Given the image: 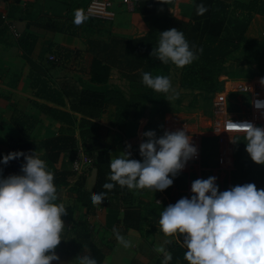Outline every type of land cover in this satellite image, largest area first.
I'll return each instance as SVG.
<instances>
[{"label": "trees", "instance_id": "trees-1", "mask_svg": "<svg viewBox=\"0 0 264 264\" xmlns=\"http://www.w3.org/2000/svg\"><path fill=\"white\" fill-rule=\"evenodd\" d=\"M73 1L76 2L72 3ZM0 2L4 6V11H0V37L2 39L15 21L25 22L29 26L11 41L21 53L32 57L40 39L44 37L45 40L38 55L40 62H47L57 67L61 66L62 62L75 59L78 55H80L78 58L83 60L81 53L62 47L52 39H46L53 38L57 34L75 36V32L70 31L74 25L68 22L76 14H83L86 9V6H81L79 0H0ZM161 3L162 0H140L135 8V12L145 16L152 24V33L138 39L116 40L112 44L114 49L119 51L118 46L122 43L126 48V53H130V59L137 61V65L145 66L153 73L162 72L165 76L169 74L167 72L170 71L172 63H163L152 56L153 48L158 46L160 33L163 30L177 28L182 31L190 47L196 50L203 49L202 53H198V59L186 66L180 83L183 89L217 91L216 77L221 64L242 47L247 48L249 44H258L257 41L247 37V32L256 16L264 17V0H195L192 16L194 25L185 24L166 14H160ZM201 3L205 5L207 11L203 15H198L196 5ZM82 18L92 23L90 29L93 35L100 33V29L97 30L96 27L102 28L103 25H109L105 20L88 19L84 14ZM3 42L10 43L7 38ZM110 44L108 47L111 46ZM48 55L53 58L51 61L46 58ZM79 60H74V62ZM119 60H123L119 53L118 55L114 53L104 59L98 55L93 56L88 62V74L93 86H89L78 94L65 87H56L48 76L38 71H31L30 89L36 100L29 101L30 106L27 108L20 109L19 102L9 106L10 122L18 130L20 136H11L0 125V146L7 148L4 155L0 153V160L10 152L19 151L25 154L37 152L42 159L48 162V167L55 174L57 203L62 200V191L67 189L69 203L65 205L66 215L62 218V223L68 241L83 249L82 255L95 258L97 264L105 262L108 253L103 248L107 247L108 243L104 245L97 243L95 227L90 222L89 215L95 216L98 211L105 208H114L122 212L116 226L107 232L111 233L115 240L117 232L126 238L141 234L144 231L145 221L160 218L163 208L175 204L180 196L174 189V181L177 177L174 178L172 186L163 191L167 195V200L162 203L142 201L137 203L132 190L126 186L121 187L117 184L112 190L103 187L106 182H111L108 179L110 167L109 164L101 163L96 159V153L104 142L105 133L104 128L94 120L100 119L106 107L114 103L117 105L118 118L112 126L122 131L127 139H132L137 136L139 122L136 118L131 120V115L138 116V113L144 112L147 108L146 102H156V91L146 85L138 94L141 104L132 105L131 101L123 102V93L110 87L112 65ZM67 100L70 102L69 105ZM77 115L82 117L79 119ZM46 120L55 122L61 128L67 126V132L62 133L61 131L58 136L47 139L42 135H37L38 128L43 126ZM77 131L86 155L91 160L92 168L96 171V182L92 191L85 187L86 171L71 184V179L77 175L74 169L79 157ZM35 136L40 140L38 145L33 141ZM237 140L240 145L238 144L235 156L236 170L233 172L236 182L239 185L253 183L258 189H264V165H258L250 160L248 154L243 156L246 147L245 137H237ZM107 148H109L108 145L103 149ZM134 152L139 155L137 150ZM24 163V157H20L10 161L7 165L0 164V170H2L0 177L20 175ZM98 192L106 193L105 199L102 204L93 205L91 196ZM78 204H84L88 213L80 215L76 210ZM66 245L67 242L62 239L56 250L69 256L76 255L77 258L82 256L61 248ZM165 247L173 257L170 264H187L184 259L185 249L182 245L170 241ZM108 250L111 251V249ZM162 260L163 258H160L157 264H161Z\"/></svg>", "mask_w": 264, "mask_h": 264}, {"label": "clouds", "instance_id": "clouds-1", "mask_svg": "<svg viewBox=\"0 0 264 264\" xmlns=\"http://www.w3.org/2000/svg\"><path fill=\"white\" fill-rule=\"evenodd\" d=\"M196 11L203 15L207 8L201 3L196 5ZM202 52V48L190 47L182 31L171 28L160 33L152 56L184 67ZM142 82L156 92L173 90L171 80L164 75L143 72ZM260 83L264 85V78ZM254 106L264 109V100L257 99ZM231 124L245 134L251 160L264 165V127L251 122ZM143 135L146 139L139 146L142 159L131 158L130 151L112 158L108 176L111 182L103 185L105 189L112 190L118 184L129 190L164 191L172 186L187 162L197 156L192 137L185 130L165 131L159 138L154 131ZM20 157L25 160L22 174L0 177V264H60L54 251L62 240L66 212L65 204L57 203L55 174L37 152H10L0 164L7 165ZM191 193V198L183 197L163 208L159 220L160 231L175 237L185 249L187 264H264V189L247 183L220 191L216 177H208L196 179ZM105 195L93 194L91 203L102 204ZM115 235L124 248L132 246L131 240L119 232ZM156 251L163 254L161 264H170L173 257L165 245ZM75 261L97 264L90 255Z\"/></svg>", "mask_w": 264, "mask_h": 264}, {"label": "rangeland", "instance_id": "rangeland-1", "mask_svg": "<svg viewBox=\"0 0 264 264\" xmlns=\"http://www.w3.org/2000/svg\"><path fill=\"white\" fill-rule=\"evenodd\" d=\"M92 1L94 0H79L81 6H86L83 14L88 19H100L87 15ZM75 2L73 1L72 3ZM83 14H76L68 22L70 25H74L70 31L75 32V36H68L84 39L86 43L84 50L75 48L72 51L87 53L88 62L96 53H102V58L104 57L103 53H126V48L122 43L118 46L119 51L114 49L112 43L116 39H114L112 34L110 22L108 26L103 25L102 28L96 27L97 30L100 29V33L93 35L94 33L90 29L92 23L90 24L89 21L83 20ZM28 27L27 23L15 21L10 25V30L6 31L3 38H7L11 43L14 38L28 29ZM247 37L257 41L258 44H249L247 48L245 46L242 47L233 53L225 63L221 64L216 77L217 91L209 92L199 89H183L180 83L185 74L186 66L177 67L172 63L171 73L166 75L171 80L173 90L165 94L156 92L161 95L158 98L156 97L155 101L157 103L147 105V108L144 110L146 116L141 120V123L145 126L148 125L146 121H149L150 125L147 126V129L149 127L150 129L148 130L154 131L157 138L162 136L165 131L185 130L186 134L192 137V144L197 148V156L187 162L185 168L176 176L177 180L174 181V189L180 195L179 199L183 197L191 198V185L196 179L216 177L220 191L239 185L236 182V177L233 175V172L236 170L235 156L240 145L237 137H245V134L238 131L231 122L237 124L251 122L256 126L264 127V109H255L254 106V102L257 99L264 100V85L260 83L261 79L264 78L263 16L258 15L254 18L248 29ZM44 40L45 38L42 37L39 43L42 44ZM109 44L111 48L108 47ZM2 47H6V44H3ZM78 56H75V59H70V61L62 62L61 66L76 65L77 63L74 60L79 59V63L82 64L84 61H81L82 59L80 57L78 58ZM46 58L48 61L53 59L50 55ZM7 59L9 63L14 64L10 61V58ZM125 65L134 68L135 62L128 60ZM44 68L46 69V67ZM142 71L144 72V70ZM140 76L142 77V74ZM119 80L122 79L116 74L115 81L117 82ZM121 82L120 85L124 87V91L129 96L128 98H131L130 95L139 91L138 88L132 89L134 87L132 81L129 82L127 80ZM244 88L248 89L249 92L244 91ZM147 90L149 89L147 88ZM24 106H20L21 108H19L22 109ZM10 131H12L15 137L20 136L18 131L13 129V127ZM41 132L42 130L40 131L39 129L36 134L40 135ZM33 141L38 145L40 140L35 136ZM6 149V146H0V153L4 155ZM243 153V156L248 154L246 147ZM78 154L80 157H78L80 166L76 176L84 173L90 167V159H88L84 147L79 148ZM81 154L83 155L81 156ZM46 163L48 164L47 161ZM72 181L73 179H71V184L74 182ZM165 196L167 198L166 194ZM61 197V202L67 205L69 203L67 189L62 191ZM155 197L156 195L152 194L149 200H154ZM158 202L159 199L157 200ZM78 206L80 205L78 204L76 206V210ZM95 216L89 215L90 218ZM159 220L160 218L148 219L147 222H144V231L141 234L126 237V239L132 242L130 248H124L120 245L112 234L107 232L109 231L108 229H98L96 226L99 225H96L95 238L97 243L99 245L108 243L107 247L104 246L103 248L108 253L103 264H157V261L163 258V254L156 251L158 246L166 245L165 241L180 244L175 237L165 236L160 231ZM61 238L67 242L66 246L61 247L65 251L78 253L79 255L83 254V249L68 241L69 239L65 229ZM179 239L182 242L183 236H180ZM108 249H111V251ZM54 255L60 261V264H77V261H75L77 259L75 257L76 255L69 256L58 250L54 251Z\"/></svg>", "mask_w": 264, "mask_h": 264}, {"label": "crops", "instance_id": "crops-1", "mask_svg": "<svg viewBox=\"0 0 264 264\" xmlns=\"http://www.w3.org/2000/svg\"><path fill=\"white\" fill-rule=\"evenodd\" d=\"M109 1V0H106ZM114 3V11L116 13L115 18L113 20H106L108 23L110 22L112 28V34L116 40H130V39H138L148 36L152 33V24L147 20L145 16L133 11L131 12L125 6L120 3V0H110ZM194 4L195 0H162L161 7L159 8L160 14H166L167 16L176 18L178 21L183 22L185 24L194 25V20L192 18L194 12ZM0 11H4V6L0 2ZM25 23V22H24ZM165 30H169L168 28ZM163 30V31H165ZM185 35V34H184ZM52 39L58 45L68 48V49H79L84 50L86 43L84 39L81 38H72L66 34H57L53 38H46ZM4 38L0 37V125L5 128V131L8 132L11 136H14L12 131L13 129L17 130L10 122V113H9V106L12 103L19 102L20 106H30L29 101L36 100L33 95L32 90L30 89V79L29 75L31 71H38L39 73L43 74L44 76H48L54 86L56 87H65L68 90L78 94L80 91L88 88L89 86H93L90 83V76L88 74V61H87V53H81L84 61L79 63L80 61H76V65L72 66H49L50 64H46V62H40L38 60L39 52L42 48L43 43H38L36 47V51L32 57H27L23 53L19 51L17 46L14 43H5L3 42ZM3 44H6V47H2ZM7 51V52H6ZM14 52V53H13ZM104 58L108 56L114 55V53H103ZM118 53H115V55ZM121 54V58L123 60H119L114 62L112 65V75L110 79V87L112 89L120 90L123 93V102L131 101L132 105L141 104V99L139 98V92L142 91L141 88L144 86L142 82V70L144 72H150L145 66L137 65V61L135 62V67H127L125 63L128 60H131L130 53H119ZM99 56L102 58V53H96L94 56ZM12 56V57H11ZM93 57V56H92ZM14 64L8 62V59ZM80 65V66H79ZM173 64L170 66V71L167 73H171ZM46 67V69L44 68ZM166 73V72H165ZM116 74L119 75V78L122 80L115 81ZM153 76L159 74L161 75L162 72H151ZM132 81L134 84L133 90L138 88L139 91L130 95L131 98L124 91V87L120 84L121 81ZM145 94V93H144ZM138 95V96H136ZM142 95V94H141ZM161 96L159 93L155 94V97ZM72 99H70L71 101ZM41 103H45L44 101L38 100ZM68 105L70 104L69 100H67ZM157 102L148 101L146 104L149 106L150 104H155ZM52 105L51 103H48ZM125 104V103H124ZM23 107V108H24ZM117 105L112 103L106 107L105 112L103 113L100 119L94 120L99 125L104 128L105 139L103 144L100 146V150L96 153L97 161L110 164V160L120 153L125 151L131 152V158L140 160L142 159L139 155H136L134 151L139 152V146L142 142L145 141L146 137H144V133L150 131L147 126L141 123L142 119L145 118L144 112H140L137 115H131V120L136 118V121L139 122V128L137 131V136L132 139H127L125 134L120 131L117 127H113L112 123L116 121L118 118L116 112ZM21 108V107H20ZM139 112V111H138ZM80 119L82 116L77 115ZM149 123V121H146ZM42 130L40 135L44 136L46 139L58 136L61 131L62 133H66L68 127L64 126L61 128L55 122L50 120H46L45 124L38 128V130ZM18 131V130H17ZM79 132H76V137L79 140V146L83 147ZM15 137V136H14ZM106 145L109 148L103 149ZM130 145V148H129ZM79 147V148H80ZM82 153V152H81ZM83 154H81L82 156ZM79 156V154H78ZM80 158V157H79ZM89 160V166L86 171V184L85 187L87 190L92 191L95 182H96V171L92 168V165ZM85 173V172H84ZM81 175V174H80ZM75 176L73 181L75 182L76 179L80 176ZM72 181V182H73ZM73 182V183H74ZM135 196V200L138 202L142 201L145 203L155 202L157 200L166 201L167 198L162 191H153L150 189H141V190H132L131 191ZM155 194V199H150L149 197ZM80 206L77 207L78 213L80 215H85L88 213L87 208L84 204H79ZM122 212L114 209V208H105L97 212L96 216L93 218L89 217L90 222L96 225V228L100 229H108L112 230L115 226L117 221L119 220ZM99 220V221H98ZM135 233V232H134ZM136 235V234H135ZM131 235V236H135Z\"/></svg>", "mask_w": 264, "mask_h": 264}, {"label": "built area", "instance_id": "built-area-1", "mask_svg": "<svg viewBox=\"0 0 264 264\" xmlns=\"http://www.w3.org/2000/svg\"><path fill=\"white\" fill-rule=\"evenodd\" d=\"M140 0H120V3L125 6L128 10L131 12L135 11V8L137 4L139 3ZM87 15L92 16V17H98L100 19L104 20H113L115 18V11H114V3L113 1H98L94 0L91 2ZM244 91H248V89L244 88ZM257 109V108H255ZM218 128H220L218 126ZM80 162L79 160L75 163L74 169L76 171L79 170ZM158 203H161L159 200Z\"/></svg>", "mask_w": 264, "mask_h": 264}]
</instances>
